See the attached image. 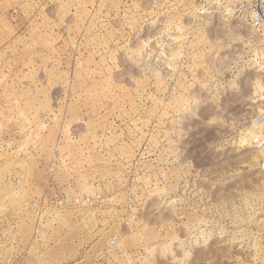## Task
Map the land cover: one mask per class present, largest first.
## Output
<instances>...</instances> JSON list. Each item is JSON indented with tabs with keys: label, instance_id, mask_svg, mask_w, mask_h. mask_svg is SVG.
Listing matches in <instances>:
<instances>
[{
	"label": "rangeland",
	"instance_id": "rangeland-1",
	"mask_svg": "<svg viewBox=\"0 0 264 264\" xmlns=\"http://www.w3.org/2000/svg\"><path fill=\"white\" fill-rule=\"evenodd\" d=\"M212 2L0 0V264H264V31Z\"/></svg>",
	"mask_w": 264,
	"mask_h": 264
},
{
	"label": "built area",
	"instance_id": "built-area-1",
	"mask_svg": "<svg viewBox=\"0 0 264 264\" xmlns=\"http://www.w3.org/2000/svg\"><path fill=\"white\" fill-rule=\"evenodd\" d=\"M211 4L228 8L229 14L235 15V17L231 14L230 16L246 25L251 32L264 31V0H213ZM254 125L256 128L264 126V111L254 120ZM256 136L264 138V132ZM252 145L263 156L259 168L264 172V139L261 141L252 140Z\"/></svg>",
	"mask_w": 264,
	"mask_h": 264
},
{
	"label": "clouds",
	"instance_id": "clouds-1",
	"mask_svg": "<svg viewBox=\"0 0 264 264\" xmlns=\"http://www.w3.org/2000/svg\"><path fill=\"white\" fill-rule=\"evenodd\" d=\"M171 25H169L166 29H165V32H168V31H170L171 30ZM163 34V33H162ZM144 47H147V44L145 43L144 44ZM143 51V48H141V49H136V50H130L129 51V55L131 56V55H136V56H139L140 55V53ZM161 54H163V51H162V53ZM175 60H176V56H173L172 58H171V60H170V62H169V67L170 68H172L173 69V71H175ZM183 108L185 109V110H187V108H188V105H187V103H184L183 104ZM251 135V134H250ZM262 139H264V138H262V137H260V136H252V140H255V141H261ZM147 182V181H146ZM109 244L110 245H116V241L115 240H111V241H109ZM150 253H151V251L152 250H148Z\"/></svg>",
	"mask_w": 264,
	"mask_h": 264
}]
</instances>
